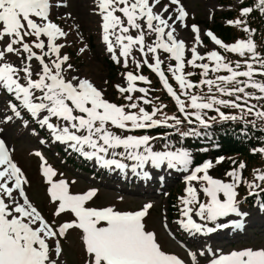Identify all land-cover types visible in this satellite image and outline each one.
Masks as SVG:
<instances>
[{
	"label": "snow or ice",
	"instance_id": "snow-or-ice-1",
	"mask_svg": "<svg viewBox=\"0 0 264 264\" xmlns=\"http://www.w3.org/2000/svg\"><path fill=\"white\" fill-rule=\"evenodd\" d=\"M94 3L96 7L93 11L101 17L102 39L107 51L112 54V60L120 64L119 57H123V64L127 67L128 57L136 46H139V51L145 57L152 53L155 62L150 63L145 59L144 64L159 76L163 87L175 100L178 111L184 114L188 124L193 123L190 117L194 116L201 127H211L202 115L205 109L217 112L221 120L238 119L235 115H226L215 105L240 109L242 113L264 121V104L257 106L264 101V80L254 78L256 75L264 77V56L257 52L253 39L239 40L229 45L211 31L207 32L206 35L221 48L239 53L242 57L248 54L244 60L245 70H236L240 68L239 62L234 69L229 63L223 62L224 58L218 52H209L207 59L215 63L211 70H226L230 75H220L215 80L203 79L200 83L207 85L210 92L215 86L221 94L235 99L210 96L205 102L203 97L190 95V104L186 105L161 71L162 61L155 55L158 49H162L176 61L170 71L180 89L197 86L185 78V42L174 35L177 21L184 22L188 16L181 0H167V3L162 0H94ZM256 7L264 13V0H258ZM52 8L53 0H0V97H9L6 105L12 113L0 118V123H8L16 118L27 126L29 120L24 119L26 114L40 127H47L56 141L67 144L87 159L95 158L105 167H126L118 159H106L101 155L108 154L110 149L113 150V157L126 156L127 159L137 161L133 170L135 167H143L148 161L156 168L165 162L168 168L181 166L180 170L189 173L185 177L188 182L187 197L182 199L183 216L187 217V221L182 222V226L190 232L215 230L212 227L205 228L193 220L192 205H196L195 215L202 221H217L230 214L247 215L241 213L238 207L237 183L241 176L235 169L226 173L232 182H224L209 174L213 167L211 161L190 171L192 158L187 150L153 151L149 142L156 137L118 134V131L132 133L161 126L176 128L179 132L178 126L184 121L177 116L166 115L158 119V113L166 105H153L151 111L141 106L140 101L143 105L152 104V100L147 98L148 89L136 85L137 81L151 83L143 75H134L131 71L124 74L126 86L116 85V88L127 103L117 104L105 98L104 90L89 78L72 74L75 69L70 62L71 57L62 51L66 45L58 42L61 38H67L68 32L54 22ZM253 10L252 7H243L241 16H248ZM228 23L244 25L243 30L250 37L254 31L245 25L243 19ZM182 26L188 27L186 23ZM131 30H135L136 35L130 34ZM191 31L195 34V43L200 44V28L191 25ZM146 33L155 35L153 44H145ZM111 36H115V42L110 39ZM115 45L120 47L119 57ZM86 50L87 45L81 47L79 52L84 53ZM190 52L191 59L187 63L202 69V75L206 77L209 64L196 63L205 60V56L195 46L191 47ZM136 66L140 67L139 61H136ZM239 77L246 79L240 80ZM233 82L232 88L227 87ZM246 89H255L259 94ZM134 92L144 95L134 97L131 95ZM184 94L187 95V92ZM252 100L257 103H251ZM186 107L195 111L188 112ZM210 119L215 120L216 117ZM169 120L174 123L169 124ZM248 123L255 126V120ZM180 135L199 136L201 133L192 129ZM141 146H144L142 152L138 151ZM120 147L126 151L117 153L115 149ZM86 148L90 151H86ZM259 151L264 152V148ZM13 152L14 149L9 147L5 139L0 138V264H64L61 239L66 238L67 233L73 229L80 232L85 264H189L177 254L166 251L156 233L147 227L146 217L152 208L150 203L136 211H122L113 206H88L97 191L90 189L85 193H72L69 182L64 179L53 180L56 171L47 164L41 153L36 152L35 155L42 161V176L49 185L47 194L50 201L56 204L53 216L70 214L72 217L59 224L55 220L50 222L28 195L26 186L30 182L15 162ZM245 167L244 163L239 164L240 169ZM256 173L255 180L264 182V171L256 170ZM194 181L202 185L200 191L208 198L205 202L199 201L198 189L192 184ZM248 186L264 191L260 184L254 182ZM235 226L240 227L239 224ZM217 227L227 225L218 224ZM188 255L191 264H199L197 254L189 252ZM199 256L207 257V264H264V247L234 249L227 253L209 248L202 250Z\"/></svg>",
	"mask_w": 264,
	"mask_h": 264
},
{
	"label": "rangeland",
	"instance_id": "rangeland-1",
	"mask_svg": "<svg viewBox=\"0 0 264 264\" xmlns=\"http://www.w3.org/2000/svg\"><path fill=\"white\" fill-rule=\"evenodd\" d=\"M239 0H233V5L237 4ZM90 0H53V3H58L57 6V13H59V17L57 19L58 24L63 29H71V33H74V37L69 38L65 44V48L62 50L66 52L71 57V63L75 69V72L72 74H79L81 76L89 78L91 81L95 83L98 88L104 90L105 98L108 100L115 102L117 104H124L127 103L125 101L119 91L116 88V85L126 86V79L124 74L128 71H120V70H113L107 66L106 60L104 55L107 54V47L102 42L101 32L98 28L94 29L95 26V19L94 15L89 13V7L93 8V5H88ZM185 10L188 13V16L184 22H178V28H182L181 23L189 24L191 22L198 23V26L201 30V43H195V34L190 30H183L180 31L177 27V31L174 33L178 39H182L185 42V54H184V75L185 78L190 81L193 85H197L196 87L189 88L186 90L180 89L178 82L175 80L172 72L170 71V67L174 68L176 61L171 58L165 59V54L163 51L158 49L155 55L159 56L162 64H161V71H163L165 77L168 79V82L173 87L174 91L180 95V98L185 101L186 105L190 104L189 96L190 95H198L204 98L206 102L208 97L214 96L215 98L219 99H226V100H233L235 97H230L221 94L217 91L216 87L213 86L211 92L209 88L205 84H201L200 81L203 79H212L215 80L217 76L220 75H230L226 70H221L220 72H213L211 69L215 66L213 61L207 59V54L211 51L218 52L223 58L226 63H229L231 67L234 69L236 68L237 62L240 63V68L236 69L238 71L245 70L244 60L245 57L239 55V53L229 52L224 48H221L219 45H216L210 37L206 35L207 32L211 31L218 39H220L225 44H233L239 40H247L249 38L253 39L254 43L256 44V50L262 56H264V48L257 46L258 44H262L264 46V13H261L259 9L256 7L258 0H252L247 7H252L254 10L248 16H241L240 14L235 15L232 19L220 14V11L231 7V6H224L220 5L219 0H181ZM89 6V7H88ZM96 13V12H95ZM70 14V16H69ZM98 18V14L96 13ZM238 19H243L245 21V25L248 26L250 29L254 30L249 36V33L243 30L244 25L238 26L235 24H229V21H235ZM66 22H65V21ZM71 21L73 23H71ZM218 22L220 25H227L225 27L229 28L230 32H226L222 34L217 28H214L215 23ZM78 25V27H77ZM176 26V25H175ZM167 31V30H166ZM228 33V36L225 35ZM231 33V34H230ZM70 33L68 32V35ZM132 35H136L135 30H131ZM112 39L115 41V36H111ZM64 38H61L60 41H63ZM155 35L146 33L145 41L147 44H153L155 42ZM87 45V50L84 53H80L79 49L83 46ZM195 46L197 51L205 56V60L203 61H196L197 64L200 63H208L209 64V72L208 75L205 77L202 75L203 70L200 68L193 67L192 65L188 64L187 61L191 59V47ZM116 55L119 57L120 47L119 45H115ZM76 50L78 55L73 51ZM146 51V49H145ZM72 52V53H71ZM76 54V56L74 55ZM144 54L141 53L139 56L138 53H135L132 50L131 55L128 57V64L133 67V74L134 75H143L147 77V79L151 83H145L142 81H137V87H144L148 89L147 98L152 100L151 105H143L142 101L139 103L141 106L145 107L148 111L152 110V106L156 105L159 106L161 104L166 105L163 108L161 113H158L157 118L163 119L166 116H177L179 117L183 123H187L184 120V114L178 111V107L175 103V100L167 93V90L163 87L162 82L159 79V76L153 72L156 77L159 79L158 83L155 82V78L150 80V76H147L143 72L139 73V68L136 66V61H139L141 64V57ZM121 60L120 64L116 65L117 67H125L123 64V57H119ZM12 59H15L14 57ZM147 59L150 63H154V57L152 53H148L147 57L142 58V63L144 60ZM233 59V60H232ZM169 62L170 65H169ZM35 63V62H34ZM169 65L168 72H165L163 67ZM258 67V65H256ZM192 73V75H188ZM257 80H264V77L256 75L254 77ZM240 80H245L244 77H239ZM107 81V83H105ZM217 83H220L217 81ZM151 85L153 87H151ZM234 86V82L232 84L227 85V87L232 88ZM116 88V89H114ZM116 91V93L114 92ZM185 91L187 95H185ZM246 91L254 92L259 94L255 89H246ZM134 97L143 96V93L134 92L131 93ZM7 96V95H6ZM8 97V96H7ZM9 98V97H8ZM251 103L256 104L255 100H252ZM260 104H264V101L259 102L257 105L259 107ZM214 107H219L220 111L224 112L226 115H235L238 117V121H252L255 120V124L257 125H264V121L257 119L254 115H247L242 113L240 109L231 108V107H224L222 105H215ZM2 110H5L3 104L0 105ZM186 111L193 112L195 110L186 107ZM202 115L204 116L205 120L209 121L211 117H216V120H219L220 117L217 112L214 110L205 109L202 111ZM26 119L28 115H26ZM242 117V118H241ZM55 122V118H53ZM190 119L193 120V123H198L195 120L194 116H191ZM169 124L174 123V121L169 120ZM192 123V124H193ZM19 126H11L7 125L2 128L0 132V138L5 139L6 143L9 145L10 148L14 149L13 158L14 160L18 161V164L23 168L27 179L30 182L29 186H26L27 193L32 199V201L37 205L38 209L42 212V214L47 218L43 207H46L50 213L55 211V207L50 205L51 201L47 194V188L49 185L46 183L44 177L41 174V170H36V165H40V157L36 156L35 153H41V156L45 159L48 157L51 158L50 161H54L55 166H58V158L61 156L58 151L55 152L52 150V146L55 144V140H53L50 131H42V135L47 137V141L50 146H44L43 149L39 151H31V148H35L37 146V142L35 138L31 135H26L24 132H19ZM149 129H146L144 132L147 134ZM137 131V130H136ZM120 134V132H118ZM141 134L138 130L136 135ZM151 145V142H149ZM143 147L141 146L138 151H143ZM262 146H256L252 148H248V151H252L248 153L250 157L246 155H237V154H229L227 155L228 158H231L227 165L223 166L221 169L215 168L216 166L220 165L224 160V156L222 161L217 163V161H213V167L209 170V174L212 175L216 179H220L224 182H232V178L227 176L226 173L235 169L237 172L240 173L241 180L237 183V193L241 191L244 187V183L247 176H249L252 172V169L256 165H264V152L259 151L262 149ZM87 151H90L86 148ZM29 153V154H28ZM35 155V158L32 154ZM256 153H260V157L258 158V162H254L253 160H248V158H253L256 156ZM30 155V156H29ZM95 159V158H93ZM205 163V162H204ZM244 163L246 167L244 169L239 168V164ZM126 165L124 169L131 170L134 173H140L142 170H147L148 172H153L154 170L158 169L151 164V161H148L144 164L143 167H135L138 164L137 161L127 159L125 163ZM160 174L157 175L160 178H164V184L157 186V190L160 192L156 194V192H148L153 194L152 198H149L147 202L141 198L145 196L147 193H141V190L136 191L133 193L134 189L128 190V188H124L123 191L117 190V186L120 185L118 180L116 179L112 185H108L109 178L106 179V183L103 184H96L95 181H89L86 179L85 176L77 177L73 175L71 172L58 170L59 175L62 177L69 178V177H77V179L73 180H66L70 184V188L73 190L81 191L82 193L93 189L91 185H97L100 189L99 193L92 199L95 205H102V204H109V206H113L118 210H140L145 204H151L152 208L149 209V214L146 217V224L147 227L154 231L158 237L159 242L162 244L163 248L168 251L177 254L178 256L184 258L189 264H191V257L188 255L189 252L195 253L198 255L199 264H205L207 262V257H200L199 253L205 249H213V250H220L224 253L230 252L234 249H243L247 247L259 248L264 247V207L260 204H256L253 209H244L238 204V207L241 213H246L247 215L237 216L236 214H230L229 217H221L218 218L217 221H214V225L218 222L226 221L228 219H237L238 224L240 227H232L229 230H225L223 232H217L209 236H202V238L196 236L192 231L185 230L182 226V222H185L186 218L183 216V208L184 205L182 203V199L187 197L186 187L188 182L183 178V175L188 172H184L180 170L181 166H177V168H168L167 164L164 163L160 167ZM190 168L189 170L191 171ZM163 175V176H162ZM109 177V176H108ZM54 181L60 180V178L56 175L53 177ZM180 180V181H179ZM160 181V180H159ZM158 181V183H159ZM179 181V182H178ZM193 186L197 187L198 189V199L200 202H205L208 198L200 191L202 185L198 182H192ZM168 188L176 190L171 192L168 196V203L167 200V193L166 191ZM84 192V193H85ZM222 196V194H221ZM90 201L88 202V204ZM166 204H169L172 209L176 212L181 211V217H175V219L168 221L166 220ZM44 205V206H42ZM194 208L193 213L191 214L194 218L195 222L197 223H205L209 224L207 221H202L198 216L195 215L196 205H192ZM169 210H171L169 208ZM176 214V213H175ZM68 214H62L61 220L68 219ZM48 219V218H47ZM50 222L51 220L48 219ZM58 222V221H57ZM210 225V224H209ZM232 231V232H231ZM190 237H188V233ZM231 232V233H230ZM76 233V234H75ZM225 234H229L230 237H224ZM193 237L199 238L195 244L187 243ZM183 247V249L180 247ZM191 245V246H190ZM64 246V258L68 262V264H80L79 260L76 257L82 256L81 253H84L83 246L80 240V232L79 230H72L67 233V237L65 238ZM188 247V248H187ZM74 257V258H73Z\"/></svg>",
	"mask_w": 264,
	"mask_h": 264
},
{
	"label": "trees",
	"instance_id": "trees-1",
	"mask_svg": "<svg viewBox=\"0 0 264 264\" xmlns=\"http://www.w3.org/2000/svg\"><path fill=\"white\" fill-rule=\"evenodd\" d=\"M232 13H233L232 11H226L221 14L229 17L230 15H232ZM214 28H217L218 30H222V31H219L222 34L225 33L224 31L228 33L230 32L229 28L223 27L218 22L215 23ZM228 33L225 35L226 37L228 36ZM257 46L264 48L262 44H258ZM208 122L211 125V127L209 128H215V127H217V129L218 127L226 128L224 131L219 130V132H217V130H213V132L222 134L220 136H227V137L222 138V141L218 139L220 146L218 148L219 151H217V153L218 152L223 153L222 156H224V160L222 161L220 165L215 167L217 169H221L223 166L228 164L229 160L231 159L227 157V155L229 154H237L238 156L239 155L241 156L243 154V155L248 156L249 155L248 153L252 152L250 150L248 151V148L250 149L256 146L264 147V125L255 124V126H253L252 123H248V121L246 120L238 121L237 119L236 120H221V119L216 120L215 119V120H209ZM260 155H261L260 153H256V156H254L253 158H248V160H253L256 157H260ZM254 162H258V158H256ZM256 170L264 171V165H256L252 169L251 174L245 177L246 180L243 185L244 187L241 189V191L237 195L240 198V196L245 194L244 195L245 200L250 203L252 202L253 198L256 196H258L259 198H264V191H260V189H251L248 186L250 183L254 182V183L260 184L261 188H264V182L255 180V177L257 174ZM250 192H256L258 194L250 195L249 194Z\"/></svg>",
	"mask_w": 264,
	"mask_h": 264
}]
</instances>
